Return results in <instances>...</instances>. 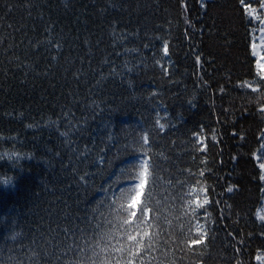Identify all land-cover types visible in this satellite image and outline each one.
<instances>
[{"label":"trees","instance_id":"1","mask_svg":"<svg viewBox=\"0 0 264 264\" xmlns=\"http://www.w3.org/2000/svg\"><path fill=\"white\" fill-rule=\"evenodd\" d=\"M252 23L240 0H0V264H254Z\"/></svg>","mask_w":264,"mask_h":264},{"label":"rangeland","instance_id":"2","mask_svg":"<svg viewBox=\"0 0 264 264\" xmlns=\"http://www.w3.org/2000/svg\"><path fill=\"white\" fill-rule=\"evenodd\" d=\"M207 1L209 0H201V4ZM240 3L243 7L246 20L248 22L252 21L253 23L257 24L256 25L252 23V28H254V32L252 34L250 49L252 57L255 60L256 74L259 76L260 80H264V0H240ZM249 88L252 90L256 89L251 86ZM262 102L264 104V101ZM262 109H264V105L260 108V111L263 113L264 117V110ZM260 140L261 145L259 147V150L254 154V161L257 164L261 175L260 181L264 186V131L261 134ZM147 162L148 159H141L139 161L141 165V169L139 171V179L131 183L134 188L138 181H140L141 185L143 186V174L145 172L147 173L148 171L146 167ZM191 194V206L193 208V211H205L208 198L206 197L204 191H197L196 189H194L192 190ZM255 216L257 221L260 224L264 225V189L263 197L259 201V206L255 210ZM198 225L201 226L200 222H198ZM254 264H264V251H260L257 253L254 258Z\"/></svg>","mask_w":264,"mask_h":264},{"label":"snow or ice","instance_id":"3","mask_svg":"<svg viewBox=\"0 0 264 264\" xmlns=\"http://www.w3.org/2000/svg\"><path fill=\"white\" fill-rule=\"evenodd\" d=\"M142 183H143V186L141 185V182L138 181L135 188H133L132 185H129V188L133 189V192L136 193L135 195H131V197L128 200L127 207L129 208V212H130L129 223H133V222L138 223L139 222L138 218L145 215V212L143 210V205L146 203V201L144 198L143 189L147 185V173L146 172L143 174ZM229 191H231V189H229ZM149 219H151L150 216H149ZM17 235H19V233ZM12 239H15V237H12ZM34 264H39L38 255L35 258Z\"/></svg>","mask_w":264,"mask_h":264}]
</instances>
